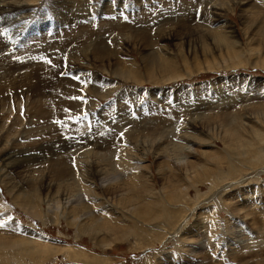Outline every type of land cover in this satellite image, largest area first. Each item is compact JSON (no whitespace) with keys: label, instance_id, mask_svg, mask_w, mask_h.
I'll use <instances>...</instances> for the list:
<instances>
[{"label":"rangeland","instance_id":"rangeland-1","mask_svg":"<svg viewBox=\"0 0 264 264\" xmlns=\"http://www.w3.org/2000/svg\"><path fill=\"white\" fill-rule=\"evenodd\" d=\"M0 1V264H264V0Z\"/></svg>","mask_w":264,"mask_h":264},{"label":"bare ground","instance_id":"bare-ground-1","mask_svg":"<svg viewBox=\"0 0 264 264\" xmlns=\"http://www.w3.org/2000/svg\"><path fill=\"white\" fill-rule=\"evenodd\" d=\"M12 1V0H11ZM15 1V0H14ZM13 1V2H14ZM1 2V1H0ZM8 1H6V3H7ZM187 2V1H186ZM11 3V2H10ZM0 4H2V2L0 3ZM7 5V4H6ZM9 5V4H8ZM233 5V4H232ZM3 6H5V3H3L2 5H1V8L2 9H5V7H3ZM27 6V5H26ZM9 7V6H8ZM10 8H12V7H10ZM18 9V8H17ZM20 9V8H19ZM26 9V8H25ZM149 10V9H148ZM14 18V17H13ZM108 23H110V22H108ZM115 23V22H114ZM117 28V27H116ZM259 32H260V30H259ZM258 32V33H259ZM186 36V35H185ZM179 37V39L182 37H180L179 35L176 37V38H178ZM212 37V36H211ZM213 38V40H215V41H218V37L215 35V36H213L212 37ZM191 39V38H190ZM222 39V38H221ZM190 41V40H189ZM212 41V40H211ZM214 42V41H213ZM219 42V41H218ZM206 44V43H205ZM208 45V44H207ZM220 47V46H219ZM149 57L150 56H147V57H144V59L145 60H149ZM38 59V58H37ZM144 60V61H145ZM147 60V61H148ZM154 63V62H153ZM160 63V62H159ZM163 66V65H162ZM162 66H159L160 68H162L163 70H164V67L166 68V67H168L167 65H165L164 67H162ZM147 67V66H146ZM17 70V69H16ZM165 70H167V69H165ZM7 71V70H6ZM118 73V72H117ZM5 77V76H4ZM6 83V82H5ZM2 84V83H1ZM5 85V84H4ZM3 88V87H2ZM4 89V88H3ZM109 94V93H108ZM190 95V94H189ZM97 96V95H96ZM166 115V114H165ZM263 116V115H262ZM210 117V116H209ZM264 117V116H263ZM226 124V123H225ZM234 125H236V124H234ZM237 125H239V124H237ZM227 126H228V124H227ZM226 125L224 126V127H227ZM229 126H230V124H229ZM234 127L235 126H231V127H229V128H226V130H225V134H224V137H223V140H225L224 142L225 143H227V146L229 147V148H231V149H233L234 151H236V149L237 148H239L240 146H245V147H247L248 149H250L249 147H250V145L252 144L250 141H243L244 139H243V134H242V131L240 132V131H238L237 132V130H238V128H236L235 127V129H234ZM240 129V128H239ZM254 129V128H253ZM253 129H251V132H252V135L253 134H255L256 135V138L257 139H260V133H259V131H258V129L257 130H253ZM250 132V131H249ZM250 132V133H251ZM248 135V134H247ZM252 135H249V137L250 138H252ZM133 139V138H132ZM228 150H230V149H228ZM245 153V152H244ZM235 154V153H234ZM17 155V154H16ZM211 155V154H210ZM228 155V154H227ZM230 156V155H229ZM245 156V155H244ZM243 157V156H242ZM246 157V156H245ZM16 156H15V153H13L11 150H9V151H6V152H4L3 153V158H2V160L4 161V165H10V167H12L13 166V162L16 160ZM213 159V158H212ZM243 159V158H242ZM229 160V159H228ZM184 164H186V163H184ZM192 165V164H191ZM194 165V164H193ZM137 166V165H136ZM189 167V166H188ZM191 167V166H190ZM193 167V166H192ZM199 167V166H198ZM198 169V168H197ZM211 169V168H210ZM236 169V168H235ZM250 169V168H249ZM209 170V169H208ZM136 172V171H135ZM194 172V171H193ZM204 172V171H203ZM202 172V173H203ZM181 173V172H180ZM207 173H210V172H208L207 171ZM207 173H205V175L207 174ZM110 174V173H109ZM108 174V172H107V174H105L103 177H100V180L101 181H106L107 179H109L108 177L109 176H111V175H109ZM112 174V173H111ZM178 174L176 173V176H177ZM193 175V174H192ZM172 176V175H171ZM111 177H113V176H111ZM182 177V176H181ZM65 178V177H64ZM177 178V177H176ZM189 178V177H188ZM187 177H186V179H188ZM134 179V178H133ZM132 182H134V180H132ZM164 182V181H163ZM170 182V181H169ZM168 182V183H169ZM135 184H137V183H135ZM231 186V185H230ZM126 187V186H125ZM135 188H136V186L135 187H133V184H130L129 186H128V192L127 193H135ZM231 188V187H230ZM134 191V192H133ZM142 191V190H141ZM248 191V190H247ZM10 192V191H9ZM71 192V191H70ZM249 192V191H248ZM244 193V192H243ZM70 194V193H69ZM71 195V194H70ZM178 195V194H177ZM73 196V195H72ZM67 199H69V197H67ZM123 199V197L120 199V201ZM54 201V200H53ZM56 201V200H55ZM70 201V203H71V207L70 208H72L73 209V211H75L76 209H78V208H80V207H77L76 206V204H74V202H73V200L72 199H69V200H67L65 203H68ZM254 202V201H253ZM121 203H123L124 204V206H126V205H129V204H131L130 206H132L133 204H134V202H133V199H128V198H124L122 201H121ZM243 203V202H242ZM257 203V202H256ZM173 204V203H172ZM230 205H231V203H229ZM235 204V203H234ZM48 205V204H47ZM50 205V204H49ZM75 205V206H74ZM80 205V204H79ZM134 206V205H133ZM137 207V206H136ZM235 207V206H234ZM132 208V207H131ZM134 208V207H133ZM132 208V209H133ZM206 208V207H205ZM238 208V207H237ZM264 208V207H263ZM134 209H136V208H134ZM233 209V212H237V210L239 211V209H237V210H234V208H232ZM255 209V208H254ZM80 209H78V212H80L81 213V211H83L82 209H81V211H79ZM229 210V209H228ZM243 210V209H242ZM71 211V210H70ZM242 212V211H241ZM244 212V211H243ZM35 213V212H34ZM76 213V212H75ZM238 213V212H237ZM236 213V214H237ZM251 213V212H250ZM86 214V213H85ZM246 214H247V212H246ZM245 214V216H247ZM36 215V214H35ZM73 217V216H72ZM88 217V216H87ZM233 219V218H232ZM239 220V219H238ZM235 221V220H234ZM263 222V221H262ZM242 223V222H241ZM219 224V223H218ZM240 224V223H239ZM254 225V224H253ZM95 226V225H94ZM97 226H98V224H97ZM94 228H96V227H94ZM215 228V227H214ZM237 229V228H236ZM94 230V229H93ZM92 230V231H93ZM189 230H191V229H189ZM95 232V231H94ZM91 234V233H90ZM222 234V233H221ZM92 235V234H91ZM94 236H95V234H94ZM258 237V236H257ZM2 240V239H1ZM24 242V245H26V246H30V247H32V245H31V243H29L28 241H23ZM2 243V242H1ZM18 243V242H17ZM16 244V243H15ZM1 245V244H0ZM22 245V244H21ZM24 245H22V246H24ZM2 246H3V244H2ZM19 246V245H18ZM4 247H6L5 245H4ZM14 248H15V245L13 246ZM12 247V248H13ZM7 249V248H6ZM235 250V249H234ZM42 251V250H41ZM32 255L33 254V251L31 250V248H28L27 250H23L22 251V255ZM36 255V254H35ZM33 258H36V257H33Z\"/></svg>","mask_w":264,"mask_h":264},{"label":"snow or ice","instance_id":"snow-or-ice-1","mask_svg":"<svg viewBox=\"0 0 264 264\" xmlns=\"http://www.w3.org/2000/svg\"><path fill=\"white\" fill-rule=\"evenodd\" d=\"M78 79V78H77ZM71 99H82L80 97H71ZM67 111V110H66ZM4 225L2 223H0V228H2Z\"/></svg>","mask_w":264,"mask_h":264}]
</instances>
